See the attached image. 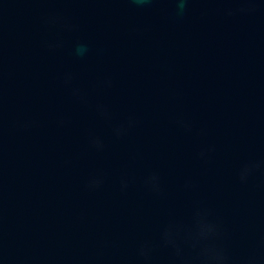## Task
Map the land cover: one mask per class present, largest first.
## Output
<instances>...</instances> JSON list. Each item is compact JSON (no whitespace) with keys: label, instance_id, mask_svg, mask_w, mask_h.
Masks as SVG:
<instances>
[{"label":"water","instance_id":"95a60500","mask_svg":"<svg viewBox=\"0 0 264 264\" xmlns=\"http://www.w3.org/2000/svg\"><path fill=\"white\" fill-rule=\"evenodd\" d=\"M0 264H264V0H0Z\"/></svg>","mask_w":264,"mask_h":264}]
</instances>
